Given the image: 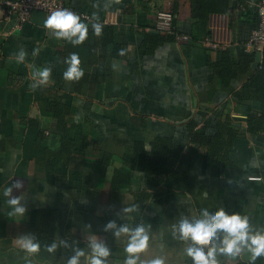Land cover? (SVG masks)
Returning <instances> with one entry per match:
<instances>
[{"label":"crops","instance_id":"obj_1","mask_svg":"<svg viewBox=\"0 0 264 264\" xmlns=\"http://www.w3.org/2000/svg\"><path fill=\"white\" fill-rule=\"evenodd\" d=\"M173 3V0H72L77 14L91 16V21L82 19L83 22L115 26L117 42L128 44L126 59L113 58L110 53L113 45L104 47L90 33L80 45L60 39L62 48L45 27L30 23L15 28L8 21L0 25V58L5 65L0 69V264H27L28 260L32 264H68L78 251L85 253L78 258V264H88L93 236L110 249L108 264H123V245L128 237L116 238L117 229L106 230V225L115 221L118 228L127 223L126 217L133 214H125L123 209L135 200L111 192L113 169L106 170L101 150L94 151L91 147L86 154H76L54 171L45 170L38 163L42 152L32 145L30 137L37 130L29 125V120L38 122L48 137L42 142L44 147H57L58 141L50 135L56 119L47 110L53 96L72 105L75 134L87 132L103 151L121 157L126 147L137 140L150 144L160 135H178L187 156L195 158L188 181H166L175 189L167 202L150 200L139 207L138 219L131 226L142 223L147 229L151 225L152 237L149 249L140 254L142 260L165 256L169 264H190V257L183 251L190 238L179 237L178 233L174 238L171 226L201 206L210 210L224 207L229 213L246 214L250 231H264V134L246 132L248 115L260 111L262 104L258 100L238 103L234 90L243 85L241 80H234L229 88L212 80L209 61L216 58L218 49L192 40L164 43L153 52L143 47L146 32L158 26L156 12L172 10ZM179 11L178 23L188 30L189 3L181 4ZM240 13L236 9L232 17L213 14L210 18L212 42L220 48L230 47L235 56L253 53L245 48L241 36L248 35L247 29L255 23V17L247 11ZM259 20L258 16L251 33ZM35 49L39 52L34 56ZM21 50L26 53L23 63L16 60ZM73 52L80 57L85 78L65 79L64 85H57L50 75L47 84L33 87L34 68L57 66ZM96 74L101 81L86 77ZM18 76L23 80L16 79ZM223 106L246 133L232 148L230 163L209 157L204 148L189 143L185 135V125L194 118H199V127L207 125L209 133H215L214 122L208 123L213 116L208 109ZM183 135L184 139H180ZM119 166L121 162L117 159L114 167ZM17 182L20 186L13 187L11 195L23 196L22 203L27 208L25 217L19 220L8 216L12 211L7 204L10 197L3 196V190ZM143 186L142 177L137 174L131 190L137 192ZM28 233L41 243V251L32 256L17 244L18 238ZM222 236L223 233L216 239L217 246H222ZM53 243L57 245L55 251L48 252L46 246ZM210 243L204 245L205 249ZM242 256L230 260L216 253L219 264H250Z\"/></svg>","mask_w":264,"mask_h":264},{"label":"trees","instance_id":"obj_2","mask_svg":"<svg viewBox=\"0 0 264 264\" xmlns=\"http://www.w3.org/2000/svg\"><path fill=\"white\" fill-rule=\"evenodd\" d=\"M172 31H159L157 27L146 32L143 47L149 52L155 51L164 43L176 42L178 35L186 34L193 42L200 43L206 38L212 37L210 27V18L213 14H225L233 16L235 10L247 11L255 17V23L247 29L248 35L242 37L244 42L249 38L251 30L256 26L259 12L255 4L260 0H173ZM184 2L190 5L191 27L184 30L179 25L180 11L179 7ZM146 5V3H144ZM74 9V7H73ZM240 13V14H241ZM235 20L238 16H234ZM102 19V18H100ZM103 20V19H102ZM101 20V21H102ZM85 23H88L84 21ZM94 23V22H92ZM89 24L90 35L97 36ZM101 35L97 36L98 41L104 46L113 45L111 56L117 59H126L128 57V44L126 42H117L115 39V26L104 22ZM235 28V25H234ZM57 46L63 48L60 39H55ZM2 46V40H0ZM123 51V55H121ZM215 59H210V67L213 70L212 80L219 82L224 88L232 86L234 80L243 81V85L234 90V96L238 103L251 100H258L262 107L260 111L252 112L247 117L246 132L252 135L264 134V66L258 65L255 53L235 56L233 51L228 48H220L217 51ZM58 54L61 51L57 52ZM5 67L4 60L0 58V69ZM52 69L51 77L57 85H64V71L67 70L68 64L65 59ZM10 74L14 75L12 72ZM15 77V76H14ZM86 77L101 81L99 74L88 75ZM84 77H81L80 80ZM103 78V77H102ZM23 80L22 76L16 77ZM103 80V79H102ZM47 110L52 112L56 119V127L50 133L53 140L58 141L55 148L44 147L42 142L48 137L40 129L38 122L29 120V125L34 126L36 134L30 139L34 148H40L42 156L38 157V163L45 170L54 171L61 163H68L77 154H86L89 148L94 151L101 150L102 161L106 170L112 168L111 192L114 194L121 193L126 199L134 198L135 203L144 207L145 203L154 200L165 203L175 193L172 186H168V179L179 182L189 180L195 158H190L185 153V144L178 141L175 136H157L150 144L144 140H137L128 145L121 157L108 150L99 149L98 143L94 142L87 132H74L76 122L73 117V107L56 96L50 97ZM213 115L208 119L211 125L213 121L217 130L215 133H209L207 125L199 127L198 119H192L186 126L185 134L188 142L204 148L206 154L214 159L230 163V153L237 141L244 138L246 133L240 124L236 123L226 107L209 108ZM183 137V138H181ZM180 139H184V135ZM186 141V140H184ZM119 159L121 166L114 167V163ZM137 174H140L144 186L137 192L131 190L132 182ZM39 240L38 237H36ZM240 264H248L241 262ZM255 264H264V257L257 258Z\"/></svg>","mask_w":264,"mask_h":264},{"label":"clouds","instance_id":"obj_3","mask_svg":"<svg viewBox=\"0 0 264 264\" xmlns=\"http://www.w3.org/2000/svg\"><path fill=\"white\" fill-rule=\"evenodd\" d=\"M44 27L51 30L57 39H65L72 45H80L89 34V24L82 21L80 14L70 9H57L46 18ZM97 36L101 35L103 25L99 22L91 24ZM39 49L33 51V55H37ZM121 51V55H123ZM26 53L21 50L16 56L17 62L25 61ZM68 68L64 71L63 76L66 80H79L84 75V70L80 67L81 60L77 53L73 52L70 57L65 60ZM52 69L46 67L43 69H35L32 73L36 84L33 87L47 84ZM20 182L15 185L6 187L3 190L7 204L11 206L12 211L8 213L9 217L16 219L24 218L27 208L22 203L23 196H12V188L19 187ZM140 205L132 203L123 209L125 214L132 213L131 217H126L127 223L119 226L115 221H110L106 225L107 229H117L114 233L116 238L127 236L128 239L123 245L125 256L123 264H169L167 257L156 256L150 260H142L141 255L145 253L151 243V225L146 229L141 223L138 226L131 225L138 219ZM172 232L174 238L178 233L179 237L190 238L189 243L184 245V253L190 257V264H219L216 253L220 252L227 257H241L245 252L250 254V264H255L257 258L264 257V231H250V220L248 215L239 212L229 213L224 207L216 210H210L206 206H201L198 211L190 215L181 216L178 223L173 224ZM221 245L217 246L216 239L221 238ZM98 237L93 236L90 242L92 249L91 255L88 257V264H108L110 257V249L103 243L96 242ZM210 246L205 249L204 245ZM19 248L28 256H32L41 251V243L31 234H24L17 240ZM57 245L55 243L46 246L48 252H54ZM83 251H78L77 256L68 261V264H78V258L84 256ZM27 264H32L31 260Z\"/></svg>","mask_w":264,"mask_h":264},{"label":"built area","instance_id":"obj_4","mask_svg":"<svg viewBox=\"0 0 264 264\" xmlns=\"http://www.w3.org/2000/svg\"><path fill=\"white\" fill-rule=\"evenodd\" d=\"M259 12V24L252 31L249 38L243 42V45L249 52L256 53L262 51L264 47V0H260L255 4ZM70 9L76 13L72 6V0H0V25L4 21L12 22L15 28H21L26 24H30L33 10H41L51 15L57 9ZM81 19L91 21V16L81 14ZM156 17L158 20L157 30L172 31L173 15L170 11H157ZM177 41L188 42L191 38L186 35H178ZM206 47L213 50L220 49V45L212 42L211 38H206L200 42Z\"/></svg>","mask_w":264,"mask_h":264},{"label":"water","instance_id":"obj_5","mask_svg":"<svg viewBox=\"0 0 264 264\" xmlns=\"http://www.w3.org/2000/svg\"><path fill=\"white\" fill-rule=\"evenodd\" d=\"M48 17L47 13L41 10H33L32 16H31V22L37 26L44 27L46 18ZM255 58L257 63L264 66V47L262 51H258L255 53ZM244 260H250V254L245 252L242 256Z\"/></svg>","mask_w":264,"mask_h":264}]
</instances>
